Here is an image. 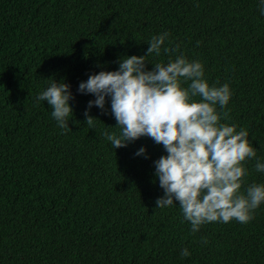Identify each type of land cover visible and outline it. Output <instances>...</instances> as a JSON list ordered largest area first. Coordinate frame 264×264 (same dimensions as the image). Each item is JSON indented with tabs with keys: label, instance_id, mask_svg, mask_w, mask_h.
<instances>
[{
	"label": "trees",
	"instance_id": "16d2710c",
	"mask_svg": "<svg viewBox=\"0 0 264 264\" xmlns=\"http://www.w3.org/2000/svg\"><path fill=\"white\" fill-rule=\"evenodd\" d=\"M262 8V0H0V264H264V203L248 223L192 233L178 201L156 207L163 145L142 136L114 149L103 135L121 131L111 97L90 109L93 128L85 111L96 96L79 91L169 33L146 70L183 55L203 63L210 85L229 84L221 122L246 129L257 150L241 191L264 184L255 168L264 163ZM55 81L73 94L67 129L36 100Z\"/></svg>",
	"mask_w": 264,
	"mask_h": 264
},
{
	"label": "clouds",
	"instance_id": "9594fccd",
	"mask_svg": "<svg viewBox=\"0 0 264 264\" xmlns=\"http://www.w3.org/2000/svg\"><path fill=\"white\" fill-rule=\"evenodd\" d=\"M168 37L167 32L153 36L145 55L124 57L118 70L92 74L80 83L81 93L96 96L85 111L86 124L95 127L97 117L89 114L90 109L93 105L104 109L110 96L111 113L121 131L103 135L114 149L142 136L163 145L167 154L155 165L164 195L156 207L163 209L178 201L192 233L211 222L248 223L264 203V184H251L246 192L241 191L247 174L245 162L256 158L257 150L246 129L237 131V125L221 122L229 113L218 108L228 105L231 88L227 83L210 85L203 63L183 55L167 64L153 63L154 68L146 70L147 57L159 56ZM171 51V47L163 48L164 54ZM72 98L70 85L55 81L36 100H47L58 126L67 129L74 113ZM146 151L142 147L136 155ZM255 168L264 172V163L258 161ZM181 255L188 257L190 252L185 248Z\"/></svg>",
	"mask_w": 264,
	"mask_h": 264
}]
</instances>
